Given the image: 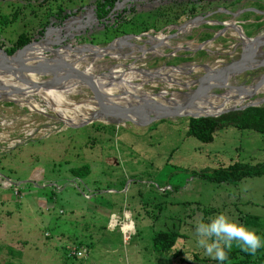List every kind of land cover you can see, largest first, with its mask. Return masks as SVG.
Masks as SVG:
<instances>
[{"label":"rangeland","instance_id":"1","mask_svg":"<svg viewBox=\"0 0 264 264\" xmlns=\"http://www.w3.org/2000/svg\"><path fill=\"white\" fill-rule=\"evenodd\" d=\"M243 1L195 0L186 5L185 0H117L108 16L98 22L94 0H0V51L8 50L22 33L28 38L22 50H33L19 55L24 46L18 48V61L32 59L45 47L56 48L51 51L85 47L71 61L80 70L91 67L89 74L94 77L107 75L114 67L115 71H127L128 67L181 69V73H169L176 83L156 78L139 85L153 98L163 93L176 100L175 94L196 89L188 84L205 73L196 66L214 67L219 60L228 65L237 58L238 31L245 36L264 32L260 31L264 23L256 27L264 11H258L250 0ZM186 9L194 17L189 18ZM233 14L240 19H234ZM193 19L197 20L194 27L157 48L163 55L142 56L135 46L123 45L114 49L112 56L85 57L86 46L103 48L128 35L131 44L144 46L149 36L172 35L170 27ZM223 21L233 22L234 30L226 29L210 40ZM145 25L148 28L143 30ZM201 32L211 36L199 40ZM177 47L184 49L173 52ZM262 58L264 48L254 53L251 61ZM188 67L196 70L186 74ZM262 73L256 70L231 77L223 88L209 93L247 86ZM46 78L50 76L37 79ZM129 82L139 84L135 79ZM109 89L117 93L120 88L111 85ZM73 90L68 94L57 91L65 101L58 102L57 109L72 118L75 111L71 105L82 112L96 110L84 106L90 97L86 89L75 86ZM21 98L30 101L29 105L0 98V264H218L196 247L194 223L198 218L208 222L219 213L264 237V176L236 183L199 177L201 172L233 162L264 163L260 135L226 124L215 131L210 142H198L185 137L184 117L147 125L93 121L72 128L38 94ZM225 114L216 118L229 123L221 117ZM83 165L89 168L81 180L67 172ZM14 189L19 190L16 196ZM125 213L132 222L127 233L121 226ZM172 226L182 235L172 250L180 252L174 260L169 258L172 252L151 250L149 240L153 230ZM236 248L234 243L232 249ZM71 251L82 255L76 258Z\"/></svg>","mask_w":264,"mask_h":264},{"label":"water","instance_id":"2","mask_svg":"<svg viewBox=\"0 0 264 264\" xmlns=\"http://www.w3.org/2000/svg\"><path fill=\"white\" fill-rule=\"evenodd\" d=\"M261 15L264 18V12H261ZM233 18L237 15H231ZM196 19L189 21L186 24L181 26H174L170 27L174 30L172 35H163V38L160 39L158 36L152 35L144 40V46H136L133 45L138 49L140 55H144L145 53H150L151 55L159 54L163 55L162 53H156V48L161 46H166L165 41L174 39L179 33L194 27L197 23ZM207 22V21H204ZM233 22H220L222 28L219 31H215L210 40H213L217 36L223 35L226 29H233L235 28L232 24ZM234 30V29H233ZM160 32V31H159ZM158 32V33H159ZM145 35V34H142ZM238 38L237 42L235 43L234 47H239V54L235 60L229 62L227 67L218 68V66L223 63L217 61L215 62L214 67H207L205 73L202 74L200 77L197 78L195 81H191L189 85H195L196 89L192 92H179L174 96L177 98L173 100L171 97H164L163 93H156V97L153 98V95L149 97L143 98L140 94H135L130 91H120V89L115 93L109 86L112 85L109 81L107 82L105 79L107 75L100 74L98 76H92L87 74L84 70L78 69V66H75V63L70 61L64 62L62 61L59 64H47V63H15L13 61V56L21 49L25 48L22 47L18 51H15L12 55H6L5 52L0 51V67L3 69H10L14 70L17 73H28V74H39V75H48L50 78L46 79H24L22 76H18L13 72H5V78H9L11 81L7 80L5 84H0V98L5 100L14 102L13 100L6 99V95L3 94L6 90L11 93L15 97L25 96L26 94L30 93V89H40V90H51V91H59L64 94H68L70 92H74L73 88L77 86L78 88L86 89L90 97L84 102V106L93 107L96 110V119L89 118L86 121L81 122L80 124L77 123H65L68 127L72 128H79L84 125L90 124L95 120L100 119L105 114H113V117L116 119V123L119 122H127L134 125H147L149 123L159 121L162 119H173L177 117H184L187 119H198L199 117H211L216 118L222 114L233 112V111H241L246 107H261L264 105V96L260 99H256V96L259 95L257 90L259 87L264 85V58L260 60H254L255 63L251 61V58L254 57V53L258 50L264 48V32L261 34H254L252 36H245L243 33L238 31L237 33ZM128 38L131 39V36H125L120 39ZM134 38V37H132ZM139 39V37H135ZM114 41V42H116ZM111 42L107 44V46L103 48L91 47L94 49H100L102 52L105 50L110 49V52L102 56H112V51L119 47L117 46H109L110 44L114 43ZM129 42V41H128ZM131 43V42H129ZM65 49L68 46H64ZM76 47V46H75ZM89 47V46H86ZM130 48V46H127ZM70 48V47H69ZM181 49L183 47H180ZM56 48H44L43 53L44 55L50 54V51ZM179 48L172 49L173 52H176ZM184 49V48H183ZM85 57L93 58L88 52ZM4 59H8V62H4ZM100 59V58H99ZM205 67V66H201ZM256 70H263V73L258 77L255 82H251L247 85V91H245V97L243 102L240 104H232L226 105L223 100L220 102H214V100H218L221 94L223 93H209L211 89H221L223 88L219 83L216 85H212L210 87H205L202 85V80L206 77H211L209 82H212L217 79H224L229 80L231 77L237 76L239 74L248 73L251 71ZM109 73V72H108ZM53 78H57L58 82L53 81ZM101 78V79H98ZM96 79V80H95ZM18 84H27L28 86L25 87H14L10 86V83ZM198 83H201L198 85ZM17 84V85H18ZM31 86V88H29ZM10 87V88H8ZM208 92V93H207ZM210 94L209 96L212 97L214 100H209L205 95ZM161 100V102L159 101ZM139 101L140 103L136 102ZM131 102H134V106L131 105ZM156 106V108L154 107ZM210 109L212 113H206V109ZM57 115V114H56ZM58 116V115H57ZM59 118V117H58ZM62 121V120H61ZM112 120L110 122H114ZM63 122V121H62Z\"/></svg>","mask_w":264,"mask_h":264},{"label":"trees","instance_id":"3","mask_svg":"<svg viewBox=\"0 0 264 264\" xmlns=\"http://www.w3.org/2000/svg\"><path fill=\"white\" fill-rule=\"evenodd\" d=\"M94 1L95 19L100 22L104 20L105 17H107L108 14L112 11L117 0ZM193 1L195 0H185V4L187 5V3H192ZM208 1L209 0H206V3ZM234 2L235 1H233L232 4ZM259 9L264 11V7H260ZM184 13H186L189 18L194 17L193 12L191 10L186 9ZM259 19L260 17L257 18V20ZM256 27H261V24H257ZM147 28L148 27L145 25L142 29L146 30ZM261 30L262 28L260 29V31ZM210 36L211 33L209 32H201L199 40L207 39ZM27 42L28 38L24 34H18L13 45L5 51L6 55H12L16 50H18V48L24 46ZM27 49V51L33 50V48ZM221 117H225L226 119H228L229 123L221 122V118L217 119L211 117L186 119L185 137L192 138L198 142H210L217 129L227 126L226 124H231L232 127H235L237 129L251 130L264 139V105L261 107H246L241 111L229 112ZM88 168L89 167L87 165H83L80 167H70L67 169V172L71 177L81 180L86 177L88 173ZM199 175L200 178H204L215 183H236L243 178L263 177L264 163H258L254 165L243 162H233L226 166L212 169L208 173L201 172ZM173 227L175 226H172L171 229L167 230H153L149 237L150 249L155 252L165 254L171 253L176 240L182 237L177 228ZM169 255V258L174 260L180 256V252L173 251ZM228 260L232 261V264H264V248L258 249L254 256L241 251L240 248L232 249L229 252Z\"/></svg>","mask_w":264,"mask_h":264},{"label":"bare ground","instance_id":"4","mask_svg":"<svg viewBox=\"0 0 264 264\" xmlns=\"http://www.w3.org/2000/svg\"><path fill=\"white\" fill-rule=\"evenodd\" d=\"M159 37H160V39L163 38V36H159ZM165 43H166V41H165ZM117 45H119V46L127 45V46H130V48L134 47L133 44L128 42V38L116 41V42L110 44L109 46L110 47L111 46L115 47ZM161 47H163V46H161ZM161 47H158V49H160ZM84 48L85 47H77L75 50H67V51H65V50H54V51H50V54H48V55H44L43 50H42V51H40L41 54L39 52L35 53V55H34V57H32V59L18 61L16 59V57H19V55H22L24 52H26L28 50L26 48L27 50L26 49L22 50L19 53V55L18 54L14 55L13 56V61L15 63L23 62V63L59 64L62 61L69 63L71 61V58L74 57L75 54L79 55V53H83V49ZM177 48H180V47H177ZM185 49H187V48H185ZM86 51L90 52L89 54L93 58L99 59L102 56L107 55L110 52V49L107 48V50L102 52V50H100V49H94L93 50V48H91V47H86ZM156 51H157V48H156ZM156 53H160V52L157 51ZM4 60H7V59H4ZM8 61L9 60L4 61V62H8ZM228 65L220 64L218 66V68L227 67ZM196 67H197V69L198 68H202L204 70H207V67H198V66H196ZM188 68H189L188 71L185 72L186 74L191 72V71H193V70H196L195 67H193V68L188 67ZM91 70H92V68L88 67L84 71L87 74H89V73H91ZM180 70L179 69L166 68L165 66H163L161 68H157V69H153V70H140V69L128 67L127 71H123V70L115 71V67H114V68H111L108 71L109 73H108V76H106L107 78L105 80L107 82L109 81L110 83H112V85L120 88V91H130V92L134 91V92H137L138 94H140L141 96L144 95L146 97H149L150 95H147L146 93L141 91V89L139 88L140 84L148 82V81H151V80L156 79V78H160L161 81H165L167 84L176 83L173 79L169 78V73H173V74L181 73ZM7 71L8 72H13V73L17 74L19 77L22 76V77H24V79H30V80H36L38 78V76H40L39 74L17 73L14 70H10V69L6 70V69H3V68L0 67V84H5L7 80L11 81L9 78H5V72H7ZM98 79H101V78H98ZM132 79H135V80L139 81V84H136V85L131 84L129 82V80H132ZM210 79H211L210 76L206 77L205 79H203L202 80V85H205V87L207 88V87H210L212 85H216L217 83H219V85H221L223 87L224 83L227 82L224 79H217V80H214L212 82H209ZM52 80L55 81V82H58L57 78H53ZM253 82H255V81H253ZM17 84H18L17 82L10 83V86L19 87V88L28 86L27 84H21V83L18 84V85ZM8 88H10V87H8ZM29 88H31V86H29ZM247 89H248L247 86H238V87L226 90L223 94H221V96L219 97L218 100H214L212 97L209 96L210 94H206L205 96L210 101L214 100V102H218V101L223 100L226 105L240 104V103L243 102V99L245 97V91H247ZM29 92L30 93H32V92L36 93L42 99H44L45 100L44 102L47 105V107L54 108V111L61 116L60 120H62L66 124L67 123H69V124L70 123L80 124L81 122L86 121L89 118H92V119L95 118L96 119V117H97L96 116L97 114H96L95 110L91 111L90 109H87V111L89 113L82 112V110L79 109L78 106H74V105H71L70 108L75 111V113H74L75 114V118H72V117L68 116L65 113V111H63L61 109H57V107L59 106L58 102H60L62 100V96H59L58 92H56V91L40 90V89H34L33 88V89H30ZM257 93L264 95V85H262L261 87L258 88ZM3 94L6 95V97H5L6 99L13 100L14 102H17L20 105L23 104V103H26V104L29 105L30 101H28L27 99H23L21 97L20 98L19 97H15L11 93H9L7 90ZM159 101L161 102V100H159ZM62 102L64 103L65 101L62 100ZM55 107H56V109H55ZM208 112L212 113V111L207 108L206 109V113H208ZM112 120H115V118L113 117V114L110 113V114L103 115V117H101L100 119L95 120V121H98V122H110ZM115 123H116V120H115ZM124 220L125 221L121 225L122 226V230H123L124 233L130 232L132 230V222H131V219H129V213H125L124 214Z\"/></svg>","mask_w":264,"mask_h":264},{"label":"clouds","instance_id":"5","mask_svg":"<svg viewBox=\"0 0 264 264\" xmlns=\"http://www.w3.org/2000/svg\"><path fill=\"white\" fill-rule=\"evenodd\" d=\"M194 229L196 247L203 249L205 255L218 264L228 260L234 243L241 251L253 256L258 249L264 248V237L224 213L209 218L208 222L198 218Z\"/></svg>","mask_w":264,"mask_h":264},{"label":"crops","instance_id":"6","mask_svg":"<svg viewBox=\"0 0 264 264\" xmlns=\"http://www.w3.org/2000/svg\"><path fill=\"white\" fill-rule=\"evenodd\" d=\"M248 1L249 0H244L243 2L244 3H248ZM249 2H253L254 4H255V6H256V8L258 9V11L260 10L259 8L260 7H264V0H250ZM245 8V7H244ZM234 19H240V17H239V15H237L236 17H234ZM244 21H248V20H245L244 19ZM240 23H242L241 21H239ZM259 23L261 22V23H264V18L263 19H260L259 21H258ZM264 25V24H263ZM262 28V30H264V26L263 27H261ZM261 32H263V31H261ZM255 33H252L251 35H254ZM230 36H233L232 35V33L230 34ZM239 182V181H238Z\"/></svg>","mask_w":264,"mask_h":264},{"label":"built area","instance_id":"7","mask_svg":"<svg viewBox=\"0 0 264 264\" xmlns=\"http://www.w3.org/2000/svg\"><path fill=\"white\" fill-rule=\"evenodd\" d=\"M172 29V28H171ZM159 36H163V35H159ZM18 192H19V190L18 189H14V191H13V195H17L18 194ZM125 237V236H124ZM71 255H75L76 256V258L77 257H80L81 255H82V252H74V251H71V253H70Z\"/></svg>","mask_w":264,"mask_h":264},{"label":"flooded vegetation","instance_id":"8","mask_svg":"<svg viewBox=\"0 0 264 264\" xmlns=\"http://www.w3.org/2000/svg\"><path fill=\"white\" fill-rule=\"evenodd\" d=\"M147 54H150V53H147Z\"/></svg>","mask_w":264,"mask_h":264}]
</instances>
